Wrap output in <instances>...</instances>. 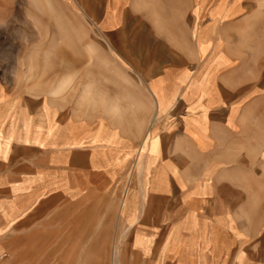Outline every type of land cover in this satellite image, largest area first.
I'll return each mask as SVG.
<instances>
[{"label": "rangeland", "instance_id": "obj_1", "mask_svg": "<svg viewBox=\"0 0 264 264\" xmlns=\"http://www.w3.org/2000/svg\"><path fill=\"white\" fill-rule=\"evenodd\" d=\"M258 1L262 0H183L187 12H181V20L192 22L193 53L197 46L206 50L201 58L192 54L191 59L183 51L186 60L181 63L163 60L164 47L154 38L147 53L162 60L142 61L135 53L134 60L127 62L125 53L113 45V33L102 27L101 14L88 11L85 0L4 2L6 32L0 45L6 50L0 67L4 63L7 80L37 92L39 98L50 97V90L61 84V91L51 97L57 112L55 132L62 134L67 128L77 132L84 125L100 127L103 108L110 104L113 122L120 112L127 119L118 125L108 119L107 125L110 131L118 130L111 151L120 162L116 170L119 178L108 182L90 174L94 187L65 202H54L49 216L43 214L29 227L24 224L6 230L0 235V264H181V254L165 253L162 243L179 242L172 216L186 211L196 213L189 228L193 236L187 237L192 236L197 249L183 257L191 255L203 264H264V195L261 190L254 202L249 188L254 173L261 176L264 161L260 151L252 149L257 143L264 147V135L257 139L253 133L264 129V16L255 26L243 23L259 9ZM170 66L177 76L166 80L168 86L158 94L163 109L149 108L145 124L139 125L141 110L130 109L127 102V79L134 85H147L146 78L138 76L139 69L155 74L170 70ZM14 69L20 76H8ZM184 72L190 73L189 78L183 79ZM131 73L134 77L127 76ZM148 79L153 84L155 78ZM169 99L174 102L167 107ZM255 103L260 123L250 119L244 125L242 116ZM228 119L236 121L240 131L245 127L248 131L233 134L223 130L216 142L210 136L203 156L193 145L176 147L187 134L194 133L190 132L192 125H203L205 120L210 129ZM148 129L152 138L144 151ZM172 145L182 167L188 166L193 175L204 171L209 183L216 174L223 175L222 203L216 211L210 192L203 204L191 202V196L200 194L193 182L181 190L169 186L163 190L165 197L157 196L160 188L152 173L161 161L157 150L163 149L165 157V150ZM200 157L201 165H194ZM159 213L162 238L152 237V247L145 252L137 234L143 232L141 225L147 229L142 236L150 233V226L157 228ZM215 214L222 233L219 256L214 249Z\"/></svg>", "mask_w": 264, "mask_h": 264}, {"label": "crops", "instance_id": "obj_2", "mask_svg": "<svg viewBox=\"0 0 264 264\" xmlns=\"http://www.w3.org/2000/svg\"><path fill=\"white\" fill-rule=\"evenodd\" d=\"M5 1L0 0V40L5 38L6 32ZM258 5L259 9L244 20L245 25L255 26L264 16V0L258 1ZM85 6H87L88 11L101 14L102 27L110 31L111 34L113 33V45L118 46L119 50L125 53L127 62L134 60L135 53L141 55L142 61L151 58L162 60L161 58L150 57L147 53V49L151 51V46L155 42L151 41V38L156 39V44L164 47L165 56L163 60L165 61L178 60L181 63L183 59L186 60L182 56L183 51L188 55V59H191L192 54L194 56L196 54V57L199 56L200 58L205 54L206 49L198 48V46L195 54L193 53L190 43L192 22L184 24L181 20V12H187L186 2H184L183 9V0H85ZM192 13L194 14V12ZM251 16H253L252 19ZM194 17L196 23L198 16ZM5 50V45H0V59L2 61L5 58ZM180 67L181 65L178 68ZM169 69L166 72L155 74H152L147 68L139 69V72L137 71L138 76L146 78L147 85H134L131 80L127 79L125 85L127 102L130 104V109L141 110L137 122L139 125L145 124L149 108L159 111L163 109L159 106L158 94L168 86L164 85L166 80H171L172 76L173 78L177 76L172 66ZM6 73L3 63L0 67V235H3L8 229L22 227L24 224L29 227L43 214L48 217L53 211L54 202L60 200L65 202L71 196L84 192L86 188L94 187L93 181L88 179L90 174L100 175L108 182L117 180L119 177L116 176V170L120 162L116 160L111 149L113 148V138L117 137L118 130L110 131L107 125L108 119L112 125L123 124V122L125 123L123 119H127L120 112L117 120L113 122V117L110 115L113 113V104H110L107 108H103L100 124L98 123L100 127L88 129L84 125L83 128L78 127L77 132L70 128L61 131L62 134L55 132L53 126L57 112L54 111L55 100L51 97H55L61 91V84L50 90V97L39 98L37 92L26 91L17 81L7 80ZM189 75V72H184L183 79L189 78ZM8 76L16 78V76H20V72L14 69L9 71ZM127 76L134 77V74H127ZM151 76L155 78L153 84L148 82V78ZM162 77H166V79H160ZM173 102V99H169L167 107ZM257 106L258 103H255L251 110L245 111L241 119L244 125L250 119L256 123L260 121L258 120ZM158 114L156 111L155 115ZM204 121L201 122L203 125L196 127L192 125L190 132L193 131L194 133L187 134L183 140L176 143V147L187 145L191 147L193 145L198 154L203 156L205 150L210 146L208 139L210 136L213 142H216L218 134L223 130L231 131L233 134L248 131V127L240 131L239 124L231 119L226 120L223 125L218 122L214 123L210 129L207 128ZM253 133L257 139H262L264 129L255 130ZM151 138L152 134L148 129L143 146L144 151L148 148L147 143ZM174 147L175 145H172L167 151L165 150V157L163 149L157 150L161 154V161L152 171L153 181L160 188L157 196L159 198L165 197L167 193L163 190L169 186L181 190L190 187L189 183L193 182V186L199 189L200 194L191 196V202L203 204L205 195L210 192L213 195L212 200L216 211L218 205L222 203L220 196L222 194L223 175L221 173L216 174L214 181L210 183L205 180L204 171L198 172L197 176L196 173L193 175V171H190L188 166L182 167L181 160L178 159L174 150H171ZM261 147L263 144L260 143L252 145V149L259 150L264 157V147L262 149ZM221 157L222 155L218 157V160H221ZM202 159L203 157H200L193 164L200 166ZM183 162L189 163L185 159ZM260 168L262 169L261 176L255 172L253 182L249 185L254 202L261 190L264 195V161L260 164ZM239 185L238 183L237 186L239 187ZM185 203H189V201ZM195 214L187 211L173 213L172 217L176 222L174 230L178 234H175V238H178L179 242L174 241L173 244L167 245V241L164 240L162 243L165 253L170 255L181 254L179 256L181 264H203L191 258V255L183 257V254H192L197 249L196 241L191 240L194 231L189 230ZM253 214L255 215V212ZM160 216L159 213L157 228L154 227L155 225L150 226V233L142 236L147 229L141 225L143 232L140 235L137 234L136 238L141 239L145 252H149L152 247L154 242L152 237L162 238L161 230L158 227ZM218 223L219 217L218 214H215L213 238L217 256H219L220 250L219 240L222 237ZM187 234L192 236L188 238ZM238 258L241 262L242 255Z\"/></svg>", "mask_w": 264, "mask_h": 264}]
</instances>
